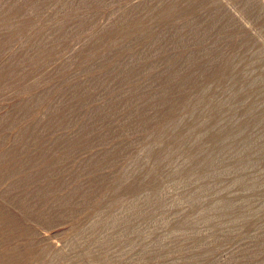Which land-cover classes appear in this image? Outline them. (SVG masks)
<instances>
[{
  "label": "rangeland",
  "instance_id": "obj_1",
  "mask_svg": "<svg viewBox=\"0 0 264 264\" xmlns=\"http://www.w3.org/2000/svg\"><path fill=\"white\" fill-rule=\"evenodd\" d=\"M0 264H264V0H0Z\"/></svg>",
  "mask_w": 264,
  "mask_h": 264
}]
</instances>
